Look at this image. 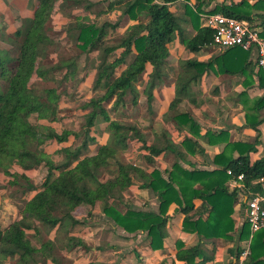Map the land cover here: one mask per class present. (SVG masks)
<instances>
[{"label":"trees","instance_id":"obj_1","mask_svg":"<svg viewBox=\"0 0 264 264\" xmlns=\"http://www.w3.org/2000/svg\"><path fill=\"white\" fill-rule=\"evenodd\" d=\"M103 1H109L107 12H121L116 22H104L97 26L86 18H78L71 28L76 40L82 42L83 50L100 55L93 89L102 93L83 106L85 127L80 133H59L53 125L48 126L57 121L60 95L56 89H48L43 95H38L32 88L35 78L47 80L55 70H67L68 78L76 76L78 63L74 59L63 62L62 67L49 70L39 65L41 55L51 43L47 25L56 12L59 0H37V8L33 11L30 23H21L16 32L20 44L19 56L13 58L15 47H8L6 50L0 47V78L9 83L5 92L0 90V174L15 181L16 176L27 178L26 172H31L42 164L48 169L38 191L29 185L28 192L36 193L26 203L21 216L5 230L0 226V263L11 259L16 261L15 264H43L48 260L59 264L54 256L58 242L68 251L87 249L85 241L81 239L86 235L83 229L85 223L76 218V213L85 205L95 207L102 203L105 215L125 232L135 234L140 230L148 231L154 250L165 247L169 219L175 214H184V231L197 234L200 241L187 249L180 243L176 258L185 264H209L213 257L205 249V243L212 242L215 238L231 242L234 240L232 234L235 221L232 215L238 198L236 192L229 189L231 176L228 171L232 172L233 177L244 175L245 182L250 183L253 179L264 177V160L252 164L248 155L233 159L228 158L226 153H221L214 160L218 167L216 170L189 171L177 163L174 164V172L166 180L161 178L157 169L152 171L134 164H124L117 161V157L119 153L134 152L138 145L148 151L146 160L150 164L154 163L156 157H163L166 152L184 160L182 147L165 133L161 140L162 146H148L140 129L114 120L110 111L122 112L127 107L129 98L134 106L138 105L141 96L138 84L146 74L147 80L142 84V93L152 108L155 102L154 92L167 78L171 45L179 40L191 54H197L213 43L214 31L197 27L196 35L188 40L184 27L185 23L190 22L188 15L196 19L199 17L190 7H187L183 16L174 14L171 5L178 0H164L163 4H155L153 0ZM218 11L228 17L255 23L250 17L224 6ZM262 25L264 26L263 23ZM123 29V37L109 41L110 34ZM13 63L15 66H12ZM207 68L206 63L197 59L180 63L171 111L179 112L180 105L185 101L196 103L192 87ZM33 117L42 123L41 131L39 126L31 122ZM99 118L106 123L103 131L96 127ZM175 120L197 127L186 114H177ZM105 134L108 137L103 143ZM206 136L210 143L218 137L211 132ZM81 137L83 139L80 145L74 146L73 142ZM219 137H223V134ZM47 141L56 145L54 155L57 154L60 163L57 164L51 154L37 148ZM183 145L192 153L203 152L199 143L192 139H185ZM93 146L97 148L94 155L90 152ZM240 146L242 144L234 147ZM251 150L253 148L248 147V151ZM113 161H116V171L110 170ZM15 166L22 172L16 169L12 173ZM101 170H109L113 177L101 180ZM138 179L143 182L139 188L148 189L157 196L160 204L158 213L132 209L121 213L115 209L116 203L124 200V195L135 187ZM199 182L201 185L195 188ZM193 199L201 201V208L208 214L206 220H194V216L190 214L195 209ZM172 205L176 206L175 213L169 214ZM41 228L56 231V239L40 241ZM263 232L253 237L251 254L243 264H264V238L259 235ZM29 233L34 234L40 246L28 238ZM60 234L65 235L64 241L63 238L60 239ZM249 236V226L245 223L240 240L247 241ZM229 253L234 254L233 248ZM242 253L241 250L236 254L238 262ZM171 264L176 263L173 261ZM229 264L237 263L232 260Z\"/></svg>","mask_w":264,"mask_h":264},{"label":"rangeland","instance_id":"obj_2","mask_svg":"<svg viewBox=\"0 0 264 264\" xmlns=\"http://www.w3.org/2000/svg\"><path fill=\"white\" fill-rule=\"evenodd\" d=\"M115 1V0H110ZM155 4H160L163 2V0H153ZM182 1V0H178ZM177 1V2H178ZM6 4V3H5ZM1 5L5 8L6 6L1 3ZM17 5L19 8L26 7L27 12L25 14H15V11L12 14H6L3 12V9H0V21L3 24L4 33L5 35L0 36V47L3 49H8V47H15L16 50L13 52V58H16L19 56V37L17 38L16 32L21 27V23H24L28 25L30 23V19H32L33 11L37 8V0H17ZM109 5V1H103V0H59V3L57 5L56 12L54 16H52L51 20L48 22L47 25V34L51 41L50 45L47 47L44 54L41 55L39 60V65L43 66L45 69H51V68H57L62 67L63 62L68 60H76L78 63L76 69V76H72L68 78L66 76L67 70H53L52 74H50V77L47 80H41L38 78H35L32 81V88L34 92L38 95H43L46 90L48 89H56L58 94L60 95V100L58 102V118L57 121L53 124H49L48 126L55 127V130L59 133L62 131H75L76 133H80L83 131L85 127V111L83 110V106L86 105L92 98L99 96L102 92L94 91V80H95V74L98 66L100 65V55L97 52L94 53H88L85 50L81 48L82 42H78L76 40V36L74 37L73 31H71V28L73 27V23H75L78 18L83 19L86 18L91 24L95 25H101L104 22H110L114 23L116 22L121 12L119 10L115 12H107V6ZM18 11V10H17ZM177 13V11H174ZM18 15L20 17L16 18ZM185 15V12L183 13ZM182 15V16H183ZM178 16V15H177ZM188 17H190L188 15ZM202 17V16H201ZM7 18V19H6ZM192 18V17H191ZM202 19V18H201ZM200 19V20H201ZM140 20V19H139ZM197 30V29H196ZM194 33V32H193ZM192 32H189L188 34L191 36L193 35ZM125 35V30H118L112 34H110L109 41L113 42L115 39H119ZM4 45H2V44ZM8 44H12L11 46ZM177 58L174 59L173 62H170L169 66L167 67V70L170 72H176V70L180 71V64L177 62ZM182 61V60H181ZM180 61V62H181ZM179 65V66H178ZM12 66H15L13 63ZM66 69V68H65ZM150 72V68H149ZM148 72V73H149ZM147 80V74L144 75L140 83L138 84V88L141 91V96L139 99V103L137 106H134L131 103V98L128 99L127 107L122 110L120 113L112 112L110 111V114L114 120H118L123 124L126 125H133L136 126L140 131L142 132L143 136L147 140V145H158L162 146L161 140H163L164 133L167 134L170 137L171 129H169V124H171L172 119L173 122H175L177 114H186L190 121L194 122V118L192 117L195 115L194 112H192V106H208L210 105V108H216V104L212 103V99L209 97L201 98L199 100V97H201V94H198V98L196 94L194 95V98L197 102L196 105H192L191 102L185 101L180 105L179 112L171 111L168 107V104L171 103L174 96H172V93L167 94L165 90L158 89L161 91L160 97H162V101L158 100L161 104H157L154 102L152 105V108L149 107V104L147 102V97L142 93V84L144 81ZM168 77L164 80L162 87L168 86ZM171 81V80H170ZM9 86V83L6 79L0 78V90L2 92H5ZM163 91V92H162ZM195 91V90H194ZM164 95V96H163ZM185 104V105H184ZM218 115L211 117L210 119H217ZM31 122L35 125L39 126V129L41 131V127H43L41 122H38L35 117L31 119ZM195 123V122H194ZM41 126V127H40ZM97 130L103 131L106 127V123L102 118H99L96 124ZM182 131V130H178ZM41 133V132H40ZM174 133V132H173ZM172 136V133H171ZM107 135L105 134V137L102 139V142L104 143L107 140ZM72 142H73V138ZM83 137L80 139H76V141L73 142L74 146L80 145ZM187 139V138H186ZM185 140V139H184ZM143 145V144H142ZM39 150H42L48 154L52 155V158L57 161V164L61 162V160H58L57 154L54 155L56 151V145L52 141H47L43 143L42 145H38ZM91 154H96L97 148L92 147ZM148 154V151L142 149V146H136V150L132 153H119L117 157V161L124 163V164H134L137 166H140L145 169H149V166H153L154 164H150L146 160V155ZM54 155V156H53ZM173 155L172 153H167L164 156V159L168 162L172 160L171 170L167 169L166 171L159 170L161 174V178L168 179L170 174L174 172V164H179V157H176L174 155V158L170 157ZM167 156V157H166ZM116 161H113L112 166L110 167L111 171H116ZM183 166V165H182ZM185 170H187L185 167H183ZM16 169H20L19 167L15 166L12 170V173H15ZM19 172L21 173L22 170L20 169ZM48 174L47 167L42 164L41 166L35 168L31 172H26V177L28 178H22L20 176H16V180L14 181L12 178L0 174V226L3 230L8 228L10 224L15 222L20 216L22 211L25 208L26 203L34 196L36 193L35 191H38L39 188L42 186L45 177ZM18 175V174H16ZM100 179L101 180H107L113 177L112 173L109 170H101L100 172ZM29 185H32L35 189V191L28 192ZM136 187V185H135ZM27 191V192H26ZM129 194V193H128ZM155 194V193H154ZM156 196V195H155ZM131 198H135V196L131 195ZM129 199L128 202H117L115 209L121 213H125L127 210H134L139 211L134 207L132 204H129L130 202L133 203V200ZM194 200V199H193ZM159 202V201H158ZM126 203V205L124 204ZM237 205V204H236ZM235 205V207H237ZM102 212L104 205L101 203ZM160 208V204L158 205ZM172 207H175V205H172ZM234 207V210H235ZM159 208L156 211H145L142 212H153L158 213ZM169 209V212L171 210ZM91 211V212H90ZM243 211V212H242ZM100 213V212H99ZM105 214V213H104ZM200 216L198 219L206 220L208 214L205 210H203L202 213H199ZM244 214V208L242 207L241 211L238 212L237 218H233V216L236 215V212L232 215V219L235 221V230L232 234L234 237V240L231 241H223L221 238H215L212 240V242H208L204 244L205 245H212L214 247V252L225 251L227 250V258L229 262L232 261L233 255H236L242 250V258L244 257V253H247V256L251 254V243L252 240L249 236V240L247 241H241L240 240V234L242 232V228L246 221L243 218ZM92 216L93 218L89 217ZM97 213L94 212V209L89 208L88 211H84V209H79L76 213L77 219H80V221H83L85 223V226L83 229L86 231V235L81 237L83 241H85L87 245V249L85 248H76L73 251H68L65 246L61 243H57V249L54 254L55 258L58 259L59 264H99L97 262H93L91 259L96 252H98L99 246H103L102 248H105L111 252L112 258L106 263V261L103 264H120L124 263L123 261H120V257H117L116 255H124L123 260H126L129 255H133V253H136L141 246L147 245V247H151V238L148 236V231L146 230H140L135 234H130L125 232L121 227L117 226L115 222L107 217L105 215L104 217H98L95 216ZM91 220H90V219ZM197 219V220H198ZM196 220V219H195ZM107 228L106 235L102 238L97 237V235H100L97 233V231H100ZM41 239L40 241H54L56 239V231H50L45 228H41ZM146 233L147 237L142 242L139 241L138 236L142 235L141 233ZM187 233V232H186ZM193 234V233H189ZM28 238L32 240V242L40 246V242L38 243V239L34 236V234L29 233L27 234ZM260 238H264V232L259 234ZM258 235V236H259ZM64 234H60V239L63 238L64 241ZM118 238H122L127 241V250H125L122 253H119V249L115 248L117 247V241ZM199 238V237H198ZM200 241V238H199ZM112 243V245H111ZM140 243V244H139ZM183 243V242H182ZM178 243V249H179ZM96 247V251L93 250V248ZM233 248L234 254L229 253V250ZM167 249L166 243L165 247L161 250H154L153 251H165ZM212 250V251H213ZM119 253V254H118ZM215 254V253H214ZM245 256V258L247 257ZM224 260V259H223ZM222 260V261H223ZM242 260V259H241ZM237 264H242V261ZM95 261H97V258H95ZM221 261V262H222ZM136 263H140L141 260H138L136 258L134 260ZM15 260L9 259L8 261L1 262L0 264H15ZM43 264H55L51 260H48L47 262H44ZM101 264V263H100ZM126 264V263H125ZM130 264V263H128Z\"/></svg>","mask_w":264,"mask_h":264},{"label":"crops","instance_id":"obj_3","mask_svg":"<svg viewBox=\"0 0 264 264\" xmlns=\"http://www.w3.org/2000/svg\"><path fill=\"white\" fill-rule=\"evenodd\" d=\"M1 3L6 7L4 8ZM163 3L164 0L160 4ZM222 6L230 8L241 15L248 16L251 20H255V23L262 28L264 34V26L262 25V23L264 24V0H182L173 3L171 10L173 12L176 10L177 13L174 12V14L182 16L184 12L186 13L187 7H190L197 14L198 19L188 17L190 22L184 25L187 30V39L191 40L197 33V27L203 28L201 15L221 14L218 9ZM0 9H3V12L8 15L14 11L15 14L20 15L27 12L26 7H18L17 0H0ZM20 15L16 18L20 17ZM3 24L5 23H1L0 21V36L5 35ZM189 32L194 33L190 36ZM8 45L11 46L12 44ZM175 58H177L179 64L183 61L197 59L199 62L208 65V68L193 85L192 94H196L197 98L199 97L198 94H201L202 96L199 97L201 101V98L209 97L213 100L212 103L216 104L215 109L210 108V105L192 106V112L195 113L192 117L197 127H193L191 123L180 122L178 120L173 122V119L171 124H169L168 131L171 129L169 131L170 138L182 147L185 154L184 160L179 157V163L183 165L182 167H185L189 171L197 169L202 171L216 170L218 167L214 164V160L221 153H226L228 158L231 157L233 159L242 155H248L252 164L258 160H264V73L261 74L257 69L254 57L244 50L229 49L222 52L212 46L202 49L197 54H191L177 40L170 47V62H173ZM166 73L169 85L164 86V88L161 85L159 89L167 91L166 93L169 95L172 93V96H174L179 72L177 70L176 72L166 70ZM160 93L161 91L158 89L154 92L155 103L157 104H161L158 100L162 101V97L159 96ZM196 104L197 102L192 105ZM170 105L171 103L168 104L169 108ZM216 114L218 115L217 119H210L216 116ZM208 132L216 135V137L218 136L211 143L208 140V136H206ZM221 134H223V137H219ZM186 138L197 141L203 152L192 153L189 151V148L183 145ZM238 144H242V146L235 148L234 146ZM248 147H252L253 150L248 151ZM164 156L156 157L154 165L149 166V169L152 171L155 169L163 171L167 169L171 170L170 163H172V160L168 162V159L165 160ZM170 157L174 158V154ZM142 183V180L138 179L136 187L130 190V194L124 195L122 202H128L129 199H132L131 195L132 197L134 195L135 198L132 199L133 203L130 202L128 205L132 204L139 211H157L159 208L157 196L148 189L139 188ZM200 185L199 182L195 188H198ZM193 203L195 204V209L190 214L194 216V220H197L200 216L199 213H202L204 209L201 208L202 203L199 199H194ZM124 204L126 205V203ZM236 206V215L233 218H237L238 212L241 211L242 207L244 208L239 202ZM89 208L94 209V212L97 213L96 218H105L101 203H98L95 207L85 205L80 209H84L86 212ZM175 209V207H172L169 214L175 213ZM89 217L93 218L90 215ZM185 217L184 214H175L173 218L169 219L167 225L168 237L165 240L167 249L165 251L155 252L151 247L143 245L136 253L129 255L126 260H123L124 255H116L120 257V261L124 262L120 264H171L173 261L176 264H185L184 261H178L176 258L179 250L177 244L183 242L184 249H187L199 243V236L197 234H189L184 231L183 223ZM243 218L246 221L245 209ZM107 230L105 228L101 232L97 231L96 234L99 233L100 235H97L96 238L98 236H102L103 238ZM141 234V236H138L140 242L147 237L146 233L143 232ZM116 244L117 247L115 248L119 249V253L127 250L128 245L126 240L118 238ZM102 247L99 246L98 252L94 253L91 259L93 262L103 264L107 259L110 260L112 258L111 252ZM205 249L213 257V261L209 264H229L226 255L227 250L214 252V247L209 244L205 245ZM93 250L96 251V247ZM95 258H97V261H95ZM136 258L141 260V262H134ZM245 259V257L242 258L241 256L239 262L241 260L243 264ZM232 260L237 263L236 255H233Z\"/></svg>","mask_w":264,"mask_h":264},{"label":"built area","instance_id":"obj_4","mask_svg":"<svg viewBox=\"0 0 264 264\" xmlns=\"http://www.w3.org/2000/svg\"><path fill=\"white\" fill-rule=\"evenodd\" d=\"M201 16L203 28L214 31L213 43L210 46L222 52L241 48L254 57L257 69L264 72V37L259 25L223 14ZM228 175L231 176L229 189L236 192L238 202L244 206L252 240L257 233L264 231V177L246 183L244 175L233 177L231 171H228ZM243 256H247V253Z\"/></svg>","mask_w":264,"mask_h":264}]
</instances>
